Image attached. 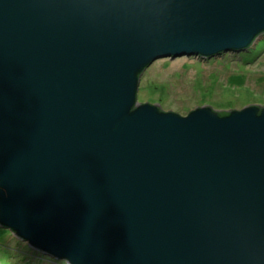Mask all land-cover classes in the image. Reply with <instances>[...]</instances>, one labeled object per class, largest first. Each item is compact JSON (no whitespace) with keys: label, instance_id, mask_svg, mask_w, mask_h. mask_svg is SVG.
Here are the masks:
<instances>
[{"label":"water","instance_id":"water-1","mask_svg":"<svg viewBox=\"0 0 264 264\" xmlns=\"http://www.w3.org/2000/svg\"><path fill=\"white\" fill-rule=\"evenodd\" d=\"M263 34L264 0H0V226L68 264H264V107L138 102Z\"/></svg>","mask_w":264,"mask_h":264},{"label":"rangeland","instance_id":"rangeland-1","mask_svg":"<svg viewBox=\"0 0 264 264\" xmlns=\"http://www.w3.org/2000/svg\"><path fill=\"white\" fill-rule=\"evenodd\" d=\"M250 51H229L210 58H162L143 74L138 102L157 104L182 117L197 108L240 111L264 107V34ZM0 264H68L32 248L0 226Z\"/></svg>","mask_w":264,"mask_h":264},{"label":"trees","instance_id":"trees-1","mask_svg":"<svg viewBox=\"0 0 264 264\" xmlns=\"http://www.w3.org/2000/svg\"><path fill=\"white\" fill-rule=\"evenodd\" d=\"M255 42H256V41H254V43H255ZM254 43H253V44H254ZM251 46H252V45H251ZM251 46H250L249 48H247L246 50H241V51H236V52H245V51H250V50H251V49H250V48H251ZM226 114H227V112H225V111L222 113V115H223V116H225Z\"/></svg>","mask_w":264,"mask_h":264},{"label":"bare ground","instance_id":"bare-ground-1","mask_svg":"<svg viewBox=\"0 0 264 264\" xmlns=\"http://www.w3.org/2000/svg\"><path fill=\"white\" fill-rule=\"evenodd\" d=\"M226 52H229V51H226ZM224 53H225V52H224ZM221 54H222V53H221ZM221 54H220V55H221ZM216 56H217V55H216Z\"/></svg>","mask_w":264,"mask_h":264}]
</instances>
